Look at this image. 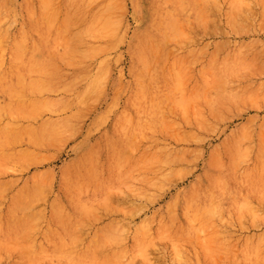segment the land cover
Returning <instances> with one entry per match:
<instances>
[{"label": "rangeland", "instance_id": "374dc122", "mask_svg": "<svg viewBox=\"0 0 264 264\" xmlns=\"http://www.w3.org/2000/svg\"><path fill=\"white\" fill-rule=\"evenodd\" d=\"M0 264H264V0H0Z\"/></svg>", "mask_w": 264, "mask_h": 264}]
</instances>
